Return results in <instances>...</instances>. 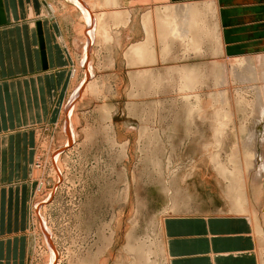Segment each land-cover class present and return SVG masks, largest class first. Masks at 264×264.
Wrapping results in <instances>:
<instances>
[{
  "label": "rangeland",
  "instance_id": "1",
  "mask_svg": "<svg viewBox=\"0 0 264 264\" xmlns=\"http://www.w3.org/2000/svg\"><path fill=\"white\" fill-rule=\"evenodd\" d=\"M100 1L102 10L60 1L58 12L78 15L76 75L58 125L51 132L42 128L38 137L28 264H141L133 253L141 244L162 254L156 262L162 264L164 255L170 258L163 233L167 216L199 210L243 216L233 210L230 186L235 195L244 191L257 228L264 229V103L254 90L264 84L237 73L246 52L264 47L227 53L210 0L170 2L206 4L196 23L204 33L197 52L187 41L162 42L155 35L156 8L124 4L133 10L132 21L120 30L109 21L118 37L105 43L94 35L86 63L83 30L90 28L83 11L96 21L98 13L114 10ZM145 13L154 19L153 39L144 62L136 56L131 67L125 51L146 41ZM224 60L233 74L228 83L219 77ZM185 73L192 78L190 91ZM91 82L104 94L88 91ZM253 233L264 264V234Z\"/></svg>",
  "mask_w": 264,
  "mask_h": 264
},
{
  "label": "crops",
  "instance_id": "2",
  "mask_svg": "<svg viewBox=\"0 0 264 264\" xmlns=\"http://www.w3.org/2000/svg\"><path fill=\"white\" fill-rule=\"evenodd\" d=\"M60 1L0 0V264H28L38 137L58 125L76 75L78 15L58 12ZM117 1L131 10L181 0ZM215 1L227 53L264 47V0ZM163 233L170 264H261L251 221L232 212H175Z\"/></svg>",
  "mask_w": 264,
  "mask_h": 264
},
{
  "label": "bare ground",
  "instance_id": "3",
  "mask_svg": "<svg viewBox=\"0 0 264 264\" xmlns=\"http://www.w3.org/2000/svg\"><path fill=\"white\" fill-rule=\"evenodd\" d=\"M107 1H108V6L109 7L113 6L114 10L109 11L108 15H106V12L98 13V16L96 17V21L94 17H90L91 14L89 15L88 11H83V15L86 17V22L90 28L88 30L87 29L83 30L84 32L86 31V34H85L86 46H85V49L84 47L82 48L84 49L83 53H85L86 63H87V59H86L87 51L89 49L88 47L90 46L91 41L94 38V35H96L100 39H103V42L109 43L112 40H114V36L118 37L117 31L120 30L119 28L128 27L129 23L133 19L132 10H126L125 8L121 10L122 8L117 0H107ZM210 2H214L215 4L211 6V9L209 11H212V9H214L213 8L214 6L218 10L216 1L210 0ZM201 5L205 6L206 4L195 3L191 1L183 2V3H176V4L169 2L163 5H156V6H153L152 8H149L150 10L152 9L155 10V8L157 9V12L154 14L155 25H156L155 35H157L162 42L163 41L165 42L167 39H170V37L178 41H183V42L187 41L188 47L190 49H193L196 52L199 51L202 46L201 39L204 35L202 28H197V24H198L197 22H198L199 16L202 15V12L200 10ZM79 7L81 9H88V10H91L93 8H98V7L105 8V6L101 4L100 0H88L87 2H84L83 5L80 4ZM206 8L209 9L208 7ZM145 15L142 19V23L144 26L143 25L142 26L144 30H146V33H147L146 41L141 44H132L129 47V49L125 51V56L129 60L131 67L134 66L133 62L135 63L136 59H138L136 56H139V59H140L139 62H142V61L144 62L145 57L143 55L145 54V48H149V45H151V40L153 39L154 29L152 27V20L154 19L151 17V15H146V16ZM109 21L115 22L116 28H118L116 32H112L113 29L112 30L110 29L111 31L109 30ZM193 27L196 29V31L193 29ZM83 28L85 29V27ZM199 33L201 34V37L198 35ZM78 47L79 45L77 46V48ZM226 50L227 48L225 49V51ZM246 53L247 55L242 58L241 66L239 68V71L237 72L238 77H241L243 81H248L251 83L255 81H259L261 82V84H264V51L257 52V53L253 52L254 54L252 55L251 53L250 54H248V52ZM253 55H256V56H253ZM146 61L148 62V56H147ZM221 67L222 68H220V75H219L220 80H223V82L228 83L230 79V74L233 76L232 69L230 68L229 64L225 60L224 62H222ZM90 74L91 72H89L88 76H90ZM184 79L186 80L185 89L187 91L188 90L190 91L192 88L190 87L187 80L192 79V78L188 76V73H185ZM95 83L96 82H91L90 84L88 83L89 85L86 86V89L88 91L90 90L93 92L96 91L99 93V95L100 93L101 95L104 94V90L97 89ZM254 90L256 92L257 97L262 98L263 103H264V86H262L259 89L254 88ZM253 168L254 166L251 168V170H253ZM237 176L240 177L242 176V174L241 173L237 174ZM234 189L235 187L233 186H230L228 189L231 195V198L235 199L236 201V203H232L233 210L234 211L238 210V213H241L244 217H247V219H249L250 221L252 220L254 224L253 223L251 224L254 225L255 227L253 231L255 232V230H257L261 232L263 235L264 229L263 228L261 229L259 227L257 228L258 223H255L254 221V218L252 216V210L250 208L249 202L247 200V196L245 195L244 191H239L238 195H235L233 191ZM254 227L252 226V228ZM43 228L47 236V232H46L44 224H43ZM133 253L137 256V259L138 261L141 262V264H156L157 260L159 262L161 260L159 257L162 258V254H157L152 248L150 250V248L145 244H141L138 247H135ZM262 258L264 259V256ZM163 260L164 261L162 264H168L167 261H170V258L164 255ZM53 262H54V259L52 257L51 263Z\"/></svg>",
  "mask_w": 264,
  "mask_h": 264
}]
</instances>
